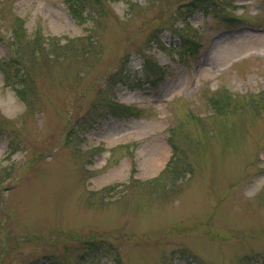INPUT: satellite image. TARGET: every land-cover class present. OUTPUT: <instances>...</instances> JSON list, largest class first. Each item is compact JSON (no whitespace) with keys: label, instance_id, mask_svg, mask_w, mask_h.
<instances>
[{"label":"rangeland","instance_id":"1","mask_svg":"<svg viewBox=\"0 0 264 264\" xmlns=\"http://www.w3.org/2000/svg\"><path fill=\"white\" fill-rule=\"evenodd\" d=\"M192 1L103 0L79 22L63 0H0V63L33 59L19 20L92 42L34 57L29 109L0 68V264H264V0ZM103 99L125 107L68 134ZM169 138L191 171L134 183Z\"/></svg>","mask_w":264,"mask_h":264},{"label":"trees","instance_id":"2","mask_svg":"<svg viewBox=\"0 0 264 264\" xmlns=\"http://www.w3.org/2000/svg\"><path fill=\"white\" fill-rule=\"evenodd\" d=\"M101 2H103V0H63L67 12L74 20H77L79 22L83 21L84 18L83 12H85L92 5L97 6V8H101ZM198 5L200 6V0H194L190 2L189 4L186 5L187 7L185 5L183 6L186 8V11H188L190 7L195 8ZM23 28H24V23L22 20H19V22L15 24V27L13 28L12 32L17 42L21 43L24 48L27 49L30 48L32 50V52L34 53L33 59L19 57V59L17 58L18 60L13 59V61L11 60L6 62H1L0 68L2 69L1 72L4 75V80L6 81L13 80L16 84L17 83L19 84L17 87L13 86V89L16 92L19 99L22 100V102H24V104L27 106L26 108L29 109L33 107V105L30 104L29 102L30 96L28 97L29 93L33 89V84L29 79L31 77V74L28 71V66L32 64L33 60H35L34 57L36 56L37 58L40 59L41 62L44 63L46 61L45 58H47L48 56H53L54 47L59 46L61 49L68 48L69 53L76 51L80 52L81 56L85 58L92 51L91 50L92 42L91 40H88L86 43H82L86 41L83 40L77 43L76 41L78 39H72L69 40L68 42L61 44L59 42L54 41L55 37H51V36L43 37V35H41L39 31H35L30 35L26 32L25 28L24 29ZM17 33H19V38L16 35ZM70 43L81 44V47L79 49H76L75 48L76 44L73 46ZM56 58H58V55H56ZM18 61L19 63H17ZM16 64L19 65V67L18 66L16 67ZM120 70L123 71L122 69ZM121 71L115 73V75L117 76L110 75L109 77L106 78L105 80L106 82L104 85L105 88L108 86V82L113 86V83L115 81L121 80L122 78ZM140 82L141 81H136L134 87L139 86ZM146 82L149 81L147 80ZM153 82L154 81L151 80V84H153ZM94 104L95 103L91 105L93 108H91L86 114L87 116L92 118H90L89 120L86 117L76 118L75 122L70 127L68 134H75V132L79 133L82 130H90L92 128L99 127L100 124H102L101 122L107 119L108 117L110 116L118 117L120 115V110H119L120 106L125 107L124 105L118 102L108 101L104 99L101 102L102 109H99L98 106H94ZM214 104L217 105V103ZM211 105L212 107L215 106L212 103ZM216 110L218 109L216 108ZM168 142L170 143L172 153L167 163L165 164L164 168L161 170V172L151 179L141 182L136 180L134 181V183H139L141 184V186L144 187L147 186L149 188H154L155 190H159V187L165 188L166 186L170 188L175 185L177 180L184 178L186 174L191 171L192 168L190 167L189 164L185 162L183 152H180L178 150L179 148L177 149L174 146L175 144L170 141V138L168 139Z\"/></svg>","mask_w":264,"mask_h":264}]
</instances>
